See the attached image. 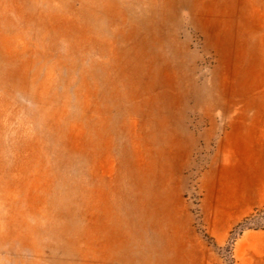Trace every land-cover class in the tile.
I'll return each instance as SVG.
<instances>
[{
  "label": "rangeland",
  "instance_id": "obj_1",
  "mask_svg": "<svg viewBox=\"0 0 264 264\" xmlns=\"http://www.w3.org/2000/svg\"><path fill=\"white\" fill-rule=\"evenodd\" d=\"M0 264H264V0H0Z\"/></svg>",
  "mask_w": 264,
  "mask_h": 264
}]
</instances>
